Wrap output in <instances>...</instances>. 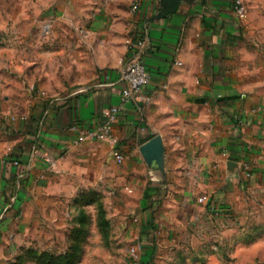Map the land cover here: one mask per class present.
Wrapping results in <instances>:
<instances>
[{
    "label": "crops",
    "instance_id": "crops-1",
    "mask_svg": "<svg viewBox=\"0 0 264 264\" xmlns=\"http://www.w3.org/2000/svg\"><path fill=\"white\" fill-rule=\"evenodd\" d=\"M138 1L134 32L151 80L112 126L117 162L112 145L82 133L100 132L121 105L126 58L99 57V82L60 97L36 84L34 57H19L24 0H0V56L14 52L0 57V264H15L54 208L86 192L132 218L136 264L202 248L264 205V0H182L170 14L165 0ZM131 2L34 0V45L37 29L53 43L58 30L74 31L63 44L85 49L98 35L113 43L107 32L130 28L121 18Z\"/></svg>",
    "mask_w": 264,
    "mask_h": 264
},
{
    "label": "rangeland",
    "instance_id": "rangeland-1",
    "mask_svg": "<svg viewBox=\"0 0 264 264\" xmlns=\"http://www.w3.org/2000/svg\"><path fill=\"white\" fill-rule=\"evenodd\" d=\"M138 2L132 0L129 5H124L122 18L109 14L112 22L114 18L116 21L121 18L130 27L124 31H117L116 27L109 29L107 33L117 38L115 42L108 44L106 36L102 39L98 35L97 42H91L85 49L79 42L74 46L64 45L63 40L76 35L74 31L63 33L62 30L57 31L58 36L53 43V38L47 39L37 29L35 38L40 44L34 45V0H24L23 37L28 42H24L19 57H28V60L34 57L36 84L41 82L44 87L58 90L60 97L84 86L96 85L101 70L99 57L122 56L124 60L137 43L134 31ZM55 7H47L37 19L56 11ZM131 25H134L133 29ZM10 54L0 57H14L13 50ZM85 195L87 199L81 194L68 204L54 208V219L47 222L40 236L30 237L29 249L57 258L76 250V264H136L129 251L136 244L138 234L132 218L118 215L115 205L106 202L102 196L90 192ZM236 218L228 229L217 234L206 246L192 245L185 254L173 251L168 257L159 258L155 264H264V205L251 207L244 220Z\"/></svg>",
    "mask_w": 264,
    "mask_h": 264
},
{
    "label": "built area",
    "instance_id": "built-area-1",
    "mask_svg": "<svg viewBox=\"0 0 264 264\" xmlns=\"http://www.w3.org/2000/svg\"><path fill=\"white\" fill-rule=\"evenodd\" d=\"M236 12L240 19H245L246 8L241 2H237ZM44 26V31L49 33L53 24L51 20L42 23ZM78 32L82 34H87L83 29H77ZM145 41L140 40L132 48L129 56L122 62L123 68L121 70V81L124 83L125 87L121 92V105L118 108H113L107 111V124L98 133H82L83 138H98L100 140L108 142L112 145V157L117 162H122L124 157L118 151V143L113 135L112 126L116 121L118 113L125 108L126 105L133 101H137L140 97L141 92L148 86L151 80L150 73L144 62V51H145ZM48 160L52 169H55L56 163L49 156H45ZM200 203L205 202V198L199 199ZM141 246L135 245L130 248V255L133 259H137L140 254Z\"/></svg>",
    "mask_w": 264,
    "mask_h": 264
},
{
    "label": "trees",
    "instance_id": "trees-1",
    "mask_svg": "<svg viewBox=\"0 0 264 264\" xmlns=\"http://www.w3.org/2000/svg\"><path fill=\"white\" fill-rule=\"evenodd\" d=\"M90 193H94V192H90ZM83 197L87 199L86 198L87 195H85V193H83ZM76 256H77L76 250H74L72 253H67L65 256H61L57 258L49 253L37 254V252H35L33 249H25L16 258L15 264H26L28 262L34 264H76Z\"/></svg>",
    "mask_w": 264,
    "mask_h": 264
},
{
    "label": "water",
    "instance_id": "water-1",
    "mask_svg": "<svg viewBox=\"0 0 264 264\" xmlns=\"http://www.w3.org/2000/svg\"><path fill=\"white\" fill-rule=\"evenodd\" d=\"M165 1L170 6V10L167 11V14L176 12L179 9V7H180V5L182 3V0H165ZM152 144L155 145V146H158L159 141L158 140H154Z\"/></svg>",
    "mask_w": 264,
    "mask_h": 264
}]
</instances>
